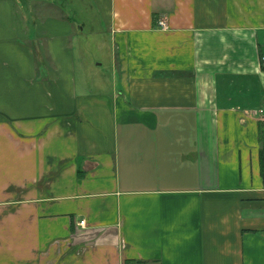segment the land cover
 Wrapping results in <instances>:
<instances>
[{
  "label": "crops",
  "instance_id": "0c3cea01",
  "mask_svg": "<svg viewBox=\"0 0 264 264\" xmlns=\"http://www.w3.org/2000/svg\"><path fill=\"white\" fill-rule=\"evenodd\" d=\"M263 59L264 0H0V264H264Z\"/></svg>",
  "mask_w": 264,
  "mask_h": 264
},
{
  "label": "rangeland",
  "instance_id": "374dc122",
  "mask_svg": "<svg viewBox=\"0 0 264 264\" xmlns=\"http://www.w3.org/2000/svg\"><path fill=\"white\" fill-rule=\"evenodd\" d=\"M163 21H164V20H163ZM106 41H108V40H106ZM106 41H105V43H107ZM102 42H103V41H102ZM108 42H109V41H108ZM106 53H107V48H106V46H105V48L101 51V56H100V57H101L102 61H103L104 63L107 64L108 56H107ZM96 63H99V61H97ZM103 74L105 75V77H104V78H105V82H107L106 85H108L109 73L105 70V71L103 72ZM100 77L103 78L102 75H100L99 78H100Z\"/></svg>",
  "mask_w": 264,
  "mask_h": 264
},
{
  "label": "trees",
  "instance_id": "16d2710c",
  "mask_svg": "<svg viewBox=\"0 0 264 264\" xmlns=\"http://www.w3.org/2000/svg\"><path fill=\"white\" fill-rule=\"evenodd\" d=\"M262 149L260 152V160H261V165L262 168L264 169V131H262ZM129 264V263H127ZM135 264H144V262H135Z\"/></svg>",
  "mask_w": 264,
  "mask_h": 264
},
{
  "label": "built area",
  "instance_id": "2783aa9c",
  "mask_svg": "<svg viewBox=\"0 0 264 264\" xmlns=\"http://www.w3.org/2000/svg\"><path fill=\"white\" fill-rule=\"evenodd\" d=\"M159 27L164 29L167 28L166 23L163 20L159 21ZM263 63H264V59H263ZM260 115L264 116V109L260 110ZM84 223L85 222H82L81 224L84 225Z\"/></svg>",
  "mask_w": 264,
  "mask_h": 264
}]
</instances>
